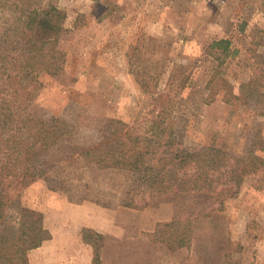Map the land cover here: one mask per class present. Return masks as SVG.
<instances>
[{
	"label": "rangeland",
	"instance_id": "1",
	"mask_svg": "<svg viewBox=\"0 0 264 264\" xmlns=\"http://www.w3.org/2000/svg\"><path fill=\"white\" fill-rule=\"evenodd\" d=\"M262 1L56 0L67 14L60 42L66 66L56 76L41 75L39 95L16 130L19 152L10 158L15 175L0 186L6 206L0 232H14L15 212L25 205L46 214L56 236L47 258L53 263L95 264V248L83 240V226L104 236L99 264H264V167L246 177L223 210L207 214L218 203L204 192L150 198L136 189V205H124L131 197L132 174L99 168L84 155L111 136L118 119L145 124L161 104L158 93L165 91L172 94L168 106L177 125V147L212 143L234 155L254 152L264 158L258 96L242 95L227 104L219 93L210 101L208 82L218 69L206 53L212 40H232L236 54L221 71L239 91L256 71L255 54L264 56V47L256 44L258 30L264 28ZM13 17L0 10V32ZM137 78L149 82V89ZM180 78L187 79L182 90ZM32 157L46 169L44 176L24 173ZM164 202L175 205L177 221L165 236L173 239L190 222L188 247L175 249L153 238L157 226L168 222L158 223L152 232L134 227ZM196 237L195 251L179 254L190 250Z\"/></svg>",
	"mask_w": 264,
	"mask_h": 264
},
{
	"label": "trees",
	"instance_id": "2",
	"mask_svg": "<svg viewBox=\"0 0 264 264\" xmlns=\"http://www.w3.org/2000/svg\"><path fill=\"white\" fill-rule=\"evenodd\" d=\"M0 10L9 11L14 16L0 32L1 186L8 184L6 181L15 175L10 169V158L19 152L16 130L22 116L28 117L29 109L39 95L41 75L56 76L65 69L67 58L60 42L67 14L56 0H0ZM260 10L264 13V0ZM245 28L246 23L241 30ZM256 44L264 47V28L258 30ZM206 53L216 61L218 69L208 82L210 101L219 93H223L222 100L227 104L235 103L242 95L256 94L259 114L264 115V56L255 54L256 71L236 91V86L221 71L227 60L236 54L232 40L216 38L208 44ZM132 73L140 77L138 72L133 70ZM138 80L146 90L149 89V82ZM186 81V78L179 79L180 90L186 87ZM157 99H161V104L151 111L153 115L148 114L150 118H145V124L139 126L118 119L111 136L97 146L87 148L84 155L99 168L121 169L132 174L134 184L127 190L131 197L125 198L124 205H136L133 201L136 189H144L150 198L204 192L214 195L218 203L207 214L223 210L226 200L239 194L246 177L264 167V158L254 152L247 156L234 155L212 143L197 149L177 147V125L168 106L172 94L163 91L158 93ZM53 120L59 121V118ZM25 166L24 173L29 177L46 174L43 165L33 157ZM15 213L14 232H0V264H30L29 252L51 238L42 211L21 205ZM5 215L6 206L0 201V219ZM175 224L176 219L159 224L153 238L175 249L188 247L192 239L190 222V228L173 239L165 236ZM82 235L85 242L93 244L94 263L99 264L104 236L91 228H83Z\"/></svg>",
	"mask_w": 264,
	"mask_h": 264
},
{
	"label": "crops",
	"instance_id": "3",
	"mask_svg": "<svg viewBox=\"0 0 264 264\" xmlns=\"http://www.w3.org/2000/svg\"><path fill=\"white\" fill-rule=\"evenodd\" d=\"M174 217H175V205L173 203L164 202V203L159 204V206L157 207V209L155 210V212L151 218L146 219V221L141 220L142 222L141 221L137 222L136 225L135 226L133 225V226L135 228H139V230H141V231L152 232L153 230H155L158 223L170 222L174 219ZM44 223H45V227L51 232V238L44 241L40 247L33 249L29 252V261L32 264H35L36 260L43 259L42 264H49V263L58 264L60 262L53 263L52 261L49 262L47 260V258L50 256L48 253V250L51 246H53L52 243L56 239V236H55V233L53 232V230L47 226L45 212H44ZM90 227H96V226H90ZM81 228L83 229V226ZM103 232H106V230H104ZM198 241H199V238L196 237L194 239L193 246L191 247V249L190 250L188 248H186L188 250L183 249V250L179 251V254L185 253L187 255H190L193 251H195L194 247H196V245H197L196 242H198ZM80 247L82 248L83 246H80ZM34 251L36 254H39V255L34 254ZM32 253L34 254L33 257H32ZM192 257H195V255L193 254Z\"/></svg>",
	"mask_w": 264,
	"mask_h": 264
}]
</instances>
